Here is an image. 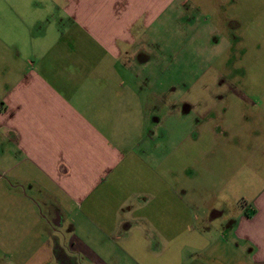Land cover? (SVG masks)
<instances>
[{
  "label": "crops",
  "instance_id": "obj_1",
  "mask_svg": "<svg viewBox=\"0 0 264 264\" xmlns=\"http://www.w3.org/2000/svg\"><path fill=\"white\" fill-rule=\"evenodd\" d=\"M175 1L0 0V264H264L263 143L233 205L146 121Z\"/></svg>",
  "mask_w": 264,
  "mask_h": 264
},
{
  "label": "rangeland",
  "instance_id": "obj_2",
  "mask_svg": "<svg viewBox=\"0 0 264 264\" xmlns=\"http://www.w3.org/2000/svg\"><path fill=\"white\" fill-rule=\"evenodd\" d=\"M161 30L151 36L153 45L166 46L161 86L138 85V90L166 96L145 100L146 121L164 126L159 131L166 134L164 153L175 154L179 140L185 141V165H198L201 180L214 183L210 172L218 175L226 165L232 186L225 199L234 205L244 196L239 143L247 142L245 148L254 152L258 142L264 145V0H176ZM191 134L198 144L192 157L186 154ZM225 149L231 152L225 155ZM210 195L211 190L205 194Z\"/></svg>",
  "mask_w": 264,
  "mask_h": 264
}]
</instances>
